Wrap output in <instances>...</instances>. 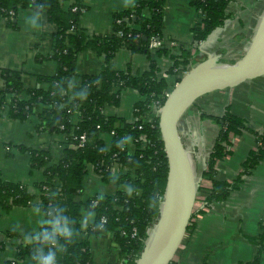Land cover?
I'll return each instance as SVG.
<instances>
[{"label":"trees","instance_id":"16d2710c","mask_svg":"<svg viewBox=\"0 0 264 264\" xmlns=\"http://www.w3.org/2000/svg\"><path fill=\"white\" fill-rule=\"evenodd\" d=\"M62 1L65 0H0V16L6 19L10 12L15 14L18 8H26L43 13L47 21L56 26L49 56L56 63L54 74L38 76L41 86L23 90L17 71L1 68L0 107L4 106L7 115L18 120L34 114L38 129L66 136L62 156L53 164H50L49 151L39 148L27 150L30 167L44 168V178L36 186L37 196L29 193L22 183L6 181L0 175V208L8 210L33 203L46 220L55 218L49 216L50 209L55 208L56 212L63 209L62 214L71 221L74 231L70 241L57 237L55 245L40 240L19 244L9 264H19L24 258L34 261L37 250L46 252L49 248L56 251L57 264H94L88 243L79 239L84 209L90 210L94 216L88 228L90 234H113L121 255L118 264H136L149 230L157 220L167 175L155 110L162 104L166 92L178 81L177 72L190 65L192 44L205 40L215 28L224 24L228 17L225 8L232 0H190L199 19L190 28L192 44L177 45L175 54L170 53L167 41L162 38L165 0H137L132 7L114 13L109 36H89L78 28L84 9L83 0H73L67 9L63 8ZM144 11L148 15H144ZM8 21L9 25L12 24L11 20ZM151 37L162 41L160 47L153 49L154 55H168L172 59L167 70L169 80L157 76L159 68L155 59L141 74L133 75L130 64L122 70L109 68V60L120 48L144 53L151 59ZM81 50L102 56L104 63L98 74L82 75L79 82L73 83L76 55ZM126 88L139 95L133 105L135 119L132 122L103 113L105 105H118L121 91ZM22 93L26 98H22ZM81 94L85 96L82 98ZM74 115L77 119H73ZM210 118L218 123L219 131L202 173L203 178L210 182L209 189L204 190V206L223 201L237 187L241 176L249 173L264 155V131H250L256 146L242 162V171L230 182L218 179L215 165L228 154L230 135H238L249 128L244 119L230 112L228 107L220 116ZM102 134L110 136L108 144L102 139ZM82 136V146L72 147ZM87 164L93 166L102 180L116 186L113 194H94L84 201L77 199ZM114 166L124 171L111 173L110 168ZM123 186L130 189L131 194L120 188ZM50 227L46 223L39 231ZM133 229L136 231L134 235ZM9 236L15 234L9 233ZM258 241L260 243V239ZM257 262L255 257L250 264ZM170 264L175 263L171 261Z\"/></svg>","mask_w":264,"mask_h":264},{"label":"crops","instance_id":"0c3cea01","mask_svg":"<svg viewBox=\"0 0 264 264\" xmlns=\"http://www.w3.org/2000/svg\"><path fill=\"white\" fill-rule=\"evenodd\" d=\"M72 1H62L63 8L67 9ZM136 2L83 0L84 9L78 28L89 36H109L113 14L132 7ZM263 8L264 0L230 1L225 8L228 17L224 24L215 28L205 40L192 44L190 28L198 21V12L190 0H165L162 38L167 41L166 47L172 54L178 52L177 45L191 43L190 65L207 55L214 56L219 63H231L247 47ZM34 13L36 11L31 9L18 8L8 19L0 16V69L17 71L23 90L41 86L37 77L53 75L56 69L55 61L49 58L56 26L40 12L37 26H30L27 17ZM143 14L148 15V12ZM8 20L12 24L9 25ZM154 50L150 59L144 53L120 48L109 60L108 66L112 70H122L130 64L131 73L135 75L147 71L151 60L155 59L159 68L157 76L169 80L167 70L172 59L168 55L156 56ZM103 63L102 56L90 50L79 51L73 83L79 82L82 75L98 74ZM21 96L26 98L25 93ZM138 99L135 90L126 88L121 91L118 105H105L103 113L132 122L135 119L133 105ZM226 107L242 117L249 128L238 135H230L228 154L216 162L217 178L230 182L240 174L242 162L256 146L250 131H264V77L209 92L196 99L181 117L180 137L189 151L195 172L198 168V174L206 168L208 154L219 131L218 123L210 116H220ZM73 119L77 117L74 115ZM37 124L34 114L18 120L10 118L6 110L0 108V175L6 181L22 183L29 193L36 196V186L44 178V168L30 167L27 150L39 148L49 151L50 164H53L66 147L65 134L38 129ZM101 137L109 143L108 134ZM113 169V173L124 171L118 166ZM202 182V191H207L210 182L204 178ZM120 188L128 190L125 186ZM116 189L114 184L102 180L92 165L87 164L77 199L84 201L94 194H113ZM93 219L90 210L81 212L79 235L81 241L88 243L93 263H120L119 246L111 232L97 235L88 232ZM46 221L33 203L23 207L13 206L8 210L0 208V264H9L14 259L17 246L30 242L26 238L38 232ZM9 233L15 236L8 237ZM255 257L258 258L256 264H264V155L249 173L241 176L237 187L223 201L204 206L203 197L199 198L173 261L175 264H250ZM19 264H34V261L24 258Z\"/></svg>","mask_w":264,"mask_h":264},{"label":"water","instance_id":"95a60500","mask_svg":"<svg viewBox=\"0 0 264 264\" xmlns=\"http://www.w3.org/2000/svg\"><path fill=\"white\" fill-rule=\"evenodd\" d=\"M264 77V8L242 55L219 63L212 55L192 64L165 95L157 111L158 129L167 162V175L159 214L149 230L136 264H170L185 236L194 212L202 173L196 174L179 124L199 97L246 80Z\"/></svg>","mask_w":264,"mask_h":264},{"label":"clouds","instance_id":"9594fccd","mask_svg":"<svg viewBox=\"0 0 264 264\" xmlns=\"http://www.w3.org/2000/svg\"><path fill=\"white\" fill-rule=\"evenodd\" d=\"M39 14V12H36L27 17V23L32 27H36ZM80 96L83 98L85 95L81 94ZM128 191L129 194H131V190L128 189ZM62 213L63 209L59 212H56L55 208L50 209L48 213L49 216H54L55 218L47 220L46 223L50 224L51 227L48 229H41L39 232L34 233L31 237H27L26 239L29 241L40 240L52 245L57 243V237L65 241H70L74 236L73 227L71 221ZM33 260L34 264H57V253L52 248H49L46 252L43 249H39L34 253Z\"/></svg>","mask_w":264,"mask_h":264},{"label":"built area","instance_id":"2783aa9c","mask_svg":"<svg viewBox=\"0 0 264 264\" xmlns=\"http://www.w3.org/2000/svg\"><path fill=\"white\" fill-rule=\"evenodd\" d=\"M10 15H13V12H10ZM161 44H162V41L160 40V39H158V38H156V37H151L150 38V41H149V48L150 49H156V48H158V47H160L161 46ZM173 44V43H172ZM191 65H188L185 69H180L178 72H177V75H176V77L179 79L187 70H188V68L190 67ZM166 94H167V92H166ZM165 94V95H166ZM160 107V106H159ZM159 107H157V109L155 110V112H156V115H157V111H158V109H159ZM0 108H2V109H4L5 110V107L4 106H1ZM83 141H84V136H82L81 137V139H80V141L78 142V144H76V145H72V147H80V146H82V144H83ZM114 167H111L110 168V172L111 173H113L114 172V169H113ZM199 189H201V192H199V190H198V194L200 195V197L199 198H201V197H204V191H202V188L201 187H199ZM95 203V202H94ZM135 229H133L132 230V235H134L135 234Z\"/></svg>","mask_w":264,"mask_h":264},{"label":"rangeland","instance_id":"374dc122","mask_svg":"<svg viewBox=\"0 0 264 264\" xmlns=\"http://www.w3.org/2000/svg\"><path fill=\"white\" fill-rule=\"evenodd\" d=\"M38 121V120H37ZM196 170L198 171V168L196 167ZM196 171V174H198V172ZM202 180L200 181V185H202ZM201 187V186H200ZM203 188V187H202ZM199 197H200V195L197 193V197H196V203H195V205H197V203H198V200H199ZM195 205H194V209H195Z\"/></svg>","mask_w":264,"mask_h":264}]
</instances>
